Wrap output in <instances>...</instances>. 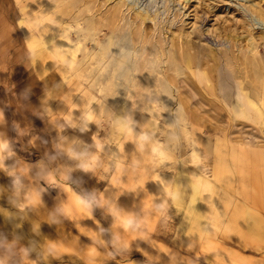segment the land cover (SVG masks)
<instances>
[{"label":"rangeland","instance_id":"rangeland-1","mask_svg":"<svg viewBox=\"0 0 264 264\" xmlns=\"http://www.w3.org/2000/svg\"><path fill=\"white\" fill-rule=\"evenodd\" d=\"M43 1L0 0V264H264V115L234 117L229 111L234 96L220 92L216 74L226 71L233 85L249 78L256 82L243 39L253 38L256 57L264 61V23L251 10H263L264 0H135L132 5L82 0L91 3V15L100 22L94 36L88 35L86 13L76 12L82 4L72 0L60 5L64 15L50 10V16L42 14L48 21L41 27H30L39 37L49 26L44 36L53 38L51 43L65 36L68 44H80L78 64L87 63L106 42L110 21L117 17L126 26L122 31H138L139 44L143 39L148 46L157 44V70L165 66L163 51L173 50L176 70L164 72L175 90L170 106L181 105L194 126L190 136L198 143L195 161L202 171L212 178L221 159V173L227 178L218 179L204 212L197 209L194 217L201 218L200 227L183 211L194 193L186 170L193 146L182 134L177 145L166 141L171 133L166 128L168 113L143 109L147 98L140 84L132 93L135 114L123 115L127 128L121 129L119 140L124 142L117 146L118 128L108 114L92 103L85 106L89 96L76 85L61 87L59 77L65 74L60 75V60L52 52L46 49L38 56L40 63L53 58L51 67H32L17 21L23 5L38 13ZM154 13L156 21H150ZM144 14L148 18L143 20ZM62 19L69 26L64 36L57 27ZM68 74H73L71 68ZM81 84L96 96L97 104L102 100L87 83ZM68 89L74 92H64ZM105 104L107 112L114 110L113 104ZM112 127L115 137L108 141ZM76 136L83 141L78 153ZM155 139L169 146L161 163L152 151ZM174 187L180 205L172 201Z\"/></svg>","mask_w":264,"mask_h":264},{"label":"bare ground","instance_id":"bare-ground-1","mask_svg":"<svg viewBox=\"0 0 264 264\" xmlns=\"http://www.w3.org/2000/svg\"><path fill=\"white\" fill-rule=\"evenodd\" d=\"M44 1H43V3H44ZM81 1L82 0H77L78 3L77 2L76 3L78 5L80 2V4H82L83 8L80 7L82 9H80L79 11H76V12L81 13V14L86 13L85 21L87 24V31L89 33L88 35L94 36V34L96 33V30H97V24H99L100 22H96L94 15L93 16L91 15V13L93 11L92 10L93 7L91 6V3L88 1H87V3H81ZM124 1L128 2V4H131V5L136 3L135 0H124ZM150 1H152V0H149V2ZM67 2L70 3L73 1L72 0L71 1L70 0H67V1L66 0H47L44 4H42L39 7L40 9H39L38 13L37 12L34 13L30 9L27 10L28 5L22 6L25 9L21 8L22 13H21V19H20L19 23L22 24V30H23L24 35H25L26 44H27L30 52L32 54H34L33 60L36 61L38 56L44 54L43 51L46 49H48L50 52H52L60 60L59 61L60 62V67H59L60 75L65 74V76L63 78L59 77V78H61L60 79L61 87L64 88L66 86L68 88L70 86V84L76 85L75 87L80 88L81 92L84 93V95L86 97H87L86 94H88V96H89V100H87V104H85V106L90 105L92 103V104H94V106H97V109L99 112H106L108 114V117L111 119L110 121H112L111 122L112 125L114 127L116 126V128H118V130L116 129V131H118V132L117 133L115 132L116 133V137H115L113 135L115 128L113 129V127H112L110 129L109 136H107V140L110 141L111 139H113V136H114L115 137L114 140L117 141V143H116L117 146H119V145L122 146V144L124 142V141L119 140V134H120L121 129H123V127H126L125 126L126 122H124L122 118H123V115H128V114L131 115L132 113H134L135 108H133L131 105L132 101H133V97H134L132 95V93L137 88V86L140 84L142 87L143 94L146 95L145 97L147 98V104L143 109L150 111L151 113H153L155 115L156 114L160 115L161 111H166L168 113V117L166 118V123H167L166 128L167 129L169 128L171 133L168 132V133H170V136H167L168 138L166 139V141L170 142V143L173 142L174 145H177V141H176V140H178L177 135L182 134L185 136L186 144L188 146H193L192 151L189 153V155L192 158V162L190 163L191 165L186 167V170H187V175H188V182L191 185V187L193 188L194 193L189 198L186 210L184 209L183 211H184V214L187 215V217L189 216L188 221H193V223L197 227H200L202 225L201 218L194 217L195 213H197V209H199L201 207V209H200L201 214L204 212L206 204H208V201L210 200L211 192L215 188V185H216L218 179L220 181V180H225L227 178H224V176L221 173V170H222L221 167H222V163H223L221 159H218L217 167H219V169H217V171L212 172L213 173L212 178H209V176L206 175L202 171L203 169H201L200 162L195 161V159H198L195 157H199V154L197 153L198 143L194 138L191 139V136H190L194 132V130H193L194 126L188 121V119L185 115V112H184L181 105L178 104L174 109L170 106V103L172 101V96H171L172 91H175V90H174V87L172 86L170 80L168 79V76L165 77L164 72L167 69L176 70V67L178 65V63H176L177 56L174 54V52L171 48L167 49L165 47L166 49L163 51V53H165V55H166V58H165L166 60H165V64H164L165 68L163 67L164 69L162 68L160 70H157V68H159V62L161 60V58H160L161 54L159 52L157 44L155 42L154 43L151 42L152 43L151 46H148L149 44L147 45V40H145V39L141 40L142 43L139 44L138 39L139 38L141 39V36L137 33L138 31L135 34H131L132 32L131 33L128 32L129 31L128 27L126 28V30L128 29L127 32L125 30L122 31V29L125 28L126 26L124 25L125 27H123L122 25H120V23L122 24L123 18L117 17L115 19L113 18L110 21L112 31H111V34L107 37L106 42L103 45L99 44L100 46L97 48V50L94 52V54H92L91 57L89 55L90 58H89V61L87 60L88 61L87 63L82 62V63L78 64L77 51L80 50V48H79L80 44H78L79 46L78 45L74 46V45H70L64 41V39H65L64 35H65L66 31L69 29V26H68V23H65V21L63 19H62L61 23L59 22L60 24L57 27H60L59 31H62L64 33L63 34L64 37L61 38L58 35L60 37V39L56 40V42L53 41L54 43L50 42L53 40V38H52V40H45L46 37L44 36V34L47 31H49V29H50L49 26H47L48 28L45 27L46 29L41 28L42 30L39 31V33H40L39 37L32 34V32H31L32 30L30 29L31 26L34 28H39L44 24V22L48 21V20H46V18L42 14L50 16V15H48V14H51L50 10L55 9L56 12H58L60 15H64L65 11L60 12L59 7H61L60 5H62V6L65 5L64 3L67 4ZM70 6H74V4H71ZM67 7H68V5H67ZM74 8H75V6H74ZM247 9H249V8H247ZM251 10H252V13H254V15L262 23H264V9L261 10L260 8H254ZM67 11H69V10L67 9ZM76 12H74V13H76ZM155 12H157V11L155 10ZM158 12H160V11L158 10ZM70 14L71 13H69V15ZM76 15H77V13H76ZM68 17L69 16H67V18ZM81 17H83V16L81 15ZM114 17H115V15H114ZM150 17H152L149 19L150 21L155 20L157 18V13H154V15H152ZM146 18H148V15L144 14V17H142V19L144 20ZM163 23H164V21H163ZM75 25H77V24H75ZM59 31H58V33H59ZM93 36H91V37L93 38ZM247 36L244 37V39H243L245 42L244 52L248 53L247 58H249V59L247 62H248V65L250 64V66L252 64V70L251 71H253V74H254L253 79L256 82H253L252 80H250V78L248 79L247 75H244L245 74L244 73L243 77L245 79L247 78L248 81L247 82L244 81L245 83H243V81H239L238 84L234 83V85H233L232 81H234V80H231L229 76L225 77V74L227 72L223 71V70L222 71L226 72V73L221 72L219 67H218L219 70L218 69L217 70L219 71V73H216V74H218V77L220 76V78L218 79V86H219L220 92L223 91L227 97L231 98V96H234V99H235L234 105L229 109L230 113L233 114L234 117L245 116V115H247V116L255 115L256 117H262L264 115V107H262L263 109H261L260 103H262L264 105V61L260 62V60L257 59V57H256L257 52L255 49L256 45L254 46L253 38H251V37L247 38ZM259 36H260V34H259ZM259 36H257V37H259ZM260 37L264 38V35H261ZM160 39H162V38H160ZM218 57H219V55H218ZM87 58L88 57H86V59ZM244 58H245V56H244ZM225 59H227V58H225ZM53 63H54V60H53V58H51V60L44 61V63H41V65L38 68L42 71V70H45V68H47V67H51L53 65ZM232 63H234V62L232 61ZM111 65H112V67L109 68V66H111ZM250 66H249V69H251ZM198 67H197V69H200ZM236 67H238V65ZM240 67H242V66H240ZM246 67L248 69V66H246ZM69 68H71V70L73 72L72 75L68 74ZM248 70H246V72ZM243 72H244V68H243ZM236 73L237 74L240 73V70H239V72H236ZM228 74H229V72H228ZM51 75L52 74H50V76ZM72 78H74V79H72ZM216 78L217 77L215 76V79ZM231 78H232V76H231ZM49 79H50V77H49ZM79 79H81L82 81L87 83V85L90 88L95 90V92L101 96L103 101L100 99V102L97 104L96 96L94 94H91L90 90L88 91L87 89L82 88V84H81L82 81H79ZM236 79H238V78H235V80ZM240 79L241 78H239L238 80H240ZM249 85H252V86H249ZM157 86H159V89ZM69 89L64 91V92L68 93L69 91L72 90V89L71 90H69ZM78 91H80V90H78ZM138 91H139V89H138ZM221 93H219V94H221ZM70 94H72V92ZM72 96H74V94ZM78 96H80V95H78ZM60 97H61V95H60ZM65 97H67V95L64 96L63 98H65ZM69 97L70 96H68V99H69ZM75 97H73V98H75ZM143 98H142V100H143ZM78 99H79V97H78ZM105 101L114 105L113 111L109 110V112H107V110H108L106 107L107 103L105 104ZM177 101H179V100L177 99ZM80 102H81V100H80ZM158 103H160L161 108L159 106H157ZM85 106H83V108ZM87 108H88V106H87ZM146 133H148V132H146ZM124 135L128 136L127 134H124ZM145 137L147 140L148 136L145 135ZM74 140H75V150L78 153L81 150V147L83 145V141L78 136H76L74 138ZM157 140L158 139H155V141L157 142V145H154V144L152 145V151L156 152V154L159 158L157 163H161L162 161H164L162 157L167 155L166 151H168L169 146L167 144L159 142ZM147 148H148V146H147ZM115 150L116 149H114V151ZM112 153H114V152H112ZM142 157H144V156H142ZM220 160H221V162H220ZM184 165H186V164H184ZM118 172H119V170H118ZM215 174L216 175L218 174V178L215 177ZM158 177H160V176H158ZM185 187H186V185H185ZM202 193H203V196H205V197L201 196ZM172 201L175 202L176 204L180 205L181 197L178 193L177 187L173 188ZM229 216H231V215H229Z\"/></svg>","mask_w":264,"mask_h":264},{"label":"crops","instance_id":"crops-1","mask_svg":"<svg viewBox=\"0 0 264 264\" xmlns=\"http://www.w3.org/2000/svg\"><path fill=\"white\" fill-rule=\"evenodd\" d=\"M19 21H20V19L17 21L18 24H19ZM30 53H31V52H30ZM33 58H34V54L31 53V54H30V63L32 64V67H33L34 69H39L38 67L41 65V63H40V59L37 58V60L34 61ZM39 70H40V69H39Z\"/></svg>","mask_w":264,"mask_h":264},{"label":"clouds","instance_id":"clouds-1","mask_svg":"<svg viewBox=\"0 0 264 264\" xmlns=\"http://www.w3.org/2000/svg\"><path fill=\"white\" fill-rule=\"evenodd\" d=\"M76 198H77V200H78L79 204H80V205H82V204H83V202H82V201H80L78 197H76ZM87 208H88V206H87L86 204H83V210L87 211Z\"/></svg>","mask_w":264,"mask_h":264},{"label":"snow or ice","instance_id":"snow-or-ice-1","mask_svg":"<svg viewBox=\"0 0 264 264\" xmlns=\"http://www.w3.org/2000/svg\"><path fill=\"white\" fill-rule=\"evenodd\" d=\"M91 119V117H89ZM76 201L78 202L77 198H76ZM79 203V202H78ZM128 221H125V225H127Z\"/></svg>","mask_w":264,"mask_h":264}]
</instances>
